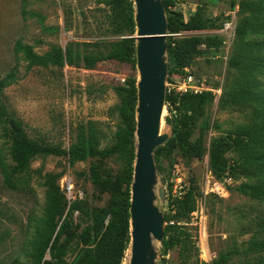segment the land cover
<instances>
[{
  "label": "rangeland",
  "instance_id": "rangeland-1",
  "mask_svg": "<svg viewBox=\"0 0 264 264\" xmlns=\"http://www.w3.org/2000/svg\"><path fill=\"white\" fill-rule=\"evenodd\" d=\"M105 1L110 0H0V80L13 70L18 78L15 84L3 91L0 99L21 120L32 139L62 146L68 151L79 127L93 123L101 148L105 149L115 143L118 132L126 130L120 111L122 98L114 89L122 84L121 79L127 80L125 85L138 82L136 65L101 61L93 70L87 69L84 64L79 67L49 64L48 67L29 70V62L14 51L19 42L32 46L40 56L51 52L54 47L65 51L68 45H79L76 49L81 53L98 58L116 50L123 39L135 40L136 28L135 33L125 28L115 32L127 14L106 5ZM170 2L169 11L177 13L184 23L195 17L194 20L201 24L198 31L180 32L187 34L181 39L201 37L206 41L218 37L223 40L222 47L216 52L214 48L202 45L201 54L192 66L197 79L205 87L222 90L224 95L221 99L212 92L215 99L203 106L200 118L193 126L191 142L202 139L205 151L201 159L188 161L179 147L167 144L161 147L158 154L155 153L159 187L166 194L165 200L161 202L159 199L157 206L167 217L166 224L174 225L172 233L179 241L168 251L169 259V254L162 253V246L156 243L158 264L215 262L222 254L233 250H240L241 254L233 256L228 264H247L251 256L243 255L250 235L242 232L246 224L244 212L252 205L256 209L259 207L237 191L246 182L244 178L231 172L222 180L216 179L213 174V179L209 178V149L213 140L236 137L242 129L255 126L264 118L261 106L255 100L250 102L236 98L237 93H230V85L234 83H228L227 79L239 23L245 17L253 18L255 25L257 21L264 23V0ZM241 3L249 5V11L243 12ZM235 14V36L232 44L226 47L221 32L223 25L231 21ZM247 38L257 42L264 40L253 32ZM174 42L172 38H167V44ZM170 66L169 62V69ZM173 67L169 78L177 76ZM250 77L251 74H248L247 78ZM253 77L263 85L264 90V75L255 74ZM170 111L166 106L163 117L168 133L172 132L166 119L182 115ZM13 144L9 127L1 123L0 159L4 158L12 165ZM136 144L134 135L135 148ZM224 158L238 168L242 165L239 149L226 152ZM129 162L127 155L91 158L83 162H73L69 156H41L33 160L27 173L20 175L17 189H11L4 183L0 166V264L36 263L51 231L48 219L60 202V179L65 175L84 189L86 202L81 215L69 216V228L54 246L57 228L40 264H74L84 251L94 250L95 245L83 244L81 237L82 231L92 226L88 212L117 207L116 195L125 191L129 180L126 176ZM178 175L182 179V190L177 184ZM190 186L202 196L198 215L181 219L177 214L176 200L180 192ZM219 186L226 190L222 197L211 192ZM206 191L210 194L205 197ZM67 213L68 209L64 217ZM128 258L129 252L123 264L128 263Z\"/></svg>",
  "mask_w": 264,
  "mask_h": 264
},
{
  "label": "trees",
  "instance_id": "trees-1",
  "mask_svg": "<svg viewBox=\"0 0 264 264\" xmlns=\"http://www.w3.org/2000/svg\"><path fill=\"white\" fill-rule=\"evenodd\" d=\"M170 1L163 0L167 11L169 33L198 31L201 27L199 21H195L194 17L188 23H184L177 13L169 11L172 5ZM105 3L127 14L122 19V25L116 28L115 32L125 28L135 33L134 3L130 0H110L105 1ZM240 7L243 12L249 11L250 8L245 3H241ZM261 18L263 19V16ZM253 22V18L245 17L239 23L235 50L229 64L227 79L228 83H234L230 85V93L232 95L237 93L236 98H242L250 102L255 100L261 106V114L264 117L263 85L253 77L255 74L264 75V40L257 42L247 38L252 32L264 38V23L257 21L258 23L255 25ZM204 42H207V44ZM222 44L223 40L218 37L206 41H203L201 37H191L178 39L174 45L173 43H168L167 53L170 65L174 66L173 70L177 72V75H182L183 69L191 67L197 56L201 54L200 47L202 45L214 48L216 52L220 50ZM78 46L68 45L65 51L60 47H54L51 52L40 56L34 52L32 46L19 42L16 44L14 51L16 55H22L29 62V70L35 67H48L49 64L67 65L69 67H79L84 64L87 69L93 70L101 61L136 65V40L134 39H123L116 50L110 51L107 55H100L98 58H94L93 54L81 53L76 49ZM171 66L169 76L172 74ZM248 74H251L250 78H247ZM17 81L15 70L0 80V97L5 89ZM126 82L127 80H125ZM125 83L116 87L114 91L122 98L120 111L127 128L125 131L118 132L115 137V143L110 148L105 149L101 148L99 135L93 123H89L87 127H79L68 151L62 146L34 140L29 136L21 120L11 113L0 99V124H7L14 143V164L7 163L4 158L0 159L4 183L11 189L18 188L20 175L30 170L33 160L37 157L69 156L73 162H83L91 158H110L116 155H127L129 158L130 162L126 173L129 180H127L125 191L116 195L117 207L110 210L102 209L88 212L92 220V226L84 229L81 237L83 244L93 243L95 249L84 251L75 260L74 264H123L130 248L129 211L136 155L134 135L136 132L137 80L129 85H125ZM223 95L224 91L221 99ZM214 99L215 96L212 92H203L197 95H168L166 97V106L169 113L171 112L170 110L182 113L180 118L171 116L166 119L173 133V137H171L167 146L179 147L183 157L188 161L201 159L205 152L202 148V139L191 142L192 130L194 124L200 118V110ZM235 149H239V153L242 156L241 168L231 165L224 158L226 152ZM160 150L161 148L157 150L156 154ZM209 154L211 172L216 179L222 180L224 175L231 172L246 180L245 183L238 187L237 191L249 201L256 203L259 208L256 209L252 205L248 211L244 212L246 224L243 226L242 232L250 235V239L246 243L243 256H251L247 264H264V118L257 125L242 129L236 137L228 136L213 140ZM59 196L60 202L53 209L52 216L48 219L50 234L35 264L41 263L57 228L59 230L53 243L54 246L68 230L69 216L74 215L77 211L81 215L86 202V200L74 202L68 209L66 197L61 192ZM201 199L202 196L195 187L190 186L186 189L184 194L176 200L178 217L181 219L192 217V214L197 211L198 202ZM66 209H68V213L64 217ZM165 220L168 222L167 217H165ZM61 221L62 224L60 225ZM173 226L168 224L165 229V239L162 243V253L164 254L169 253L168 251L177 246L179 242L172 233ZM240 254V250L230 251L222 254L213 264H228L233 256Z\"/></svg>",
  "mask_w": 264,
  "mask_h": 264
},
{
  "label": "water",
  "instance_id": "water-1",
  "mask_svg": "<svg viewBox=\"0 0 264 264\" xmlns=\"http://www.w3.org/2000/svg\"><path fill=\"white\" fill-rule=\"evenodd\" d=\"M136 24V155L130 203V248L127 264H158L166 220L157 206L166 198L159 187L156 151L172 133L162 131L169 80L168 19L163 0H131Z\"/></svg>",
  "mask_w": 264,
  "mask_h": 264
},
{
  "label": "built area",
  "instance_id": "built-area-1",
  "mask_svg": "<svg viewBox=\"0 0 264 264\" xmlns=\"http://www.w3.org/2000/svg\"><path fill=\"white\" fill-rule=\"evenodd\" d=\"M236 17V14L233 16V19L231 21L226 22L223 25L222 29V35L225 37V46H229L233 42V38L235 36V31H236V25L234 22V18ZM187 34L186 33H176V34H171L168 32L167 38H172L174 41L185 38ZM175 42L173 43V45ZM122 84L125 83V79H121ZM203 92H213L217 93L218 98L221 97L222 95V90L215 91L212 89H209L205 87V84L200 82L194 72L193 66L191 67H186L183 69V74L182 75H177L174 78H169L168 83H167V96L168 95H184V94H201ZM179 173V171H177ZM209 178H212V173L209 172ZM177 184H179V189L182 190L183 186L180 185L182 184V179L180 175L177 177ZM60 190L61 193L66 197V200L68 202V209L74 202H82L86 200V193L84 189L81 186H77L72 178L68 175L63 176L60 179ZM215 193L217 196L222 197L225 195L226 190L223 186L217 187L215 190L211 191ZM184 194V191L180 192V197ZM210 192L206 191L204 196H209ZM178 197V198H180ZM201 201V200H200ZM198 202V204L200 203ZM198 211V208H197ZM195 212L192 214L193 215H198V212ZM75 216H79V212L77 211L75 213ZM169 254V253H168ZM167 254V255H168ZM170 258V254L168 255L167 259ZM200 264H213V261L206 260L204 262H201Z\"/></svg>",
  "mask_w": 264,
  "mask_h": 264
},
{
  "label": "bare ground",
  "instance_id": "bare-ground-1",
  "mask_svg": "<svg viewBox=\"0 0 264 264\" xmlns=\"http://www.w3.org/2000/svg\"><path fill=\"white\" fill-rule=\"evenodd\" d=\"M162 131H166L165 125H162Z\"/></svg>",
  "mask_w": 264,
  "mask_h": 264
}]
</instances>
